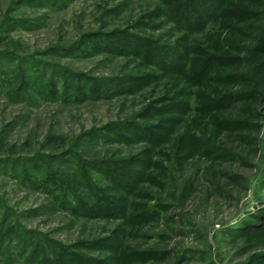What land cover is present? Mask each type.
I'll return each mask as SVG.
<instances>
[{
    "label": "rangeland",
    "instance_id": "374dc122",
    "mask_svg": "<svg viewBox=\"0 0 264 264\" xmlns=\"http://www.w3.org/2000/svg\"><path fill=\"white\" fill-rule=\"evenodd\" d=\"M51 1L0 0V77L30 74L21 94L9 87L18 76L0 81V235L13 226L22 246L39 243L54 264H264V4H253L247 25L204 18L187 33L164 0ZM238 27L250 54L226 42ZM148 41L193 70L214 50L251 56L246 96L230 112L219 108L217 67L190 82L177 66L136 53ZM50 76L61 96L43 88ZM92 81L104 85L103 96L63 94ZM37 158L68 181L83 159L81 173L125 215L119 207L110 216L58 208L48 190L21 182L25 161ZM114 163L135 171L129 191L103 174ZM1 238L0 264H26L12 230Z\"/></svg>",
    "mask_w": 264,
    "mask_h": 264
},
{
    "label": "trees",
    "instance_id": "16d2710c",
    "mask_svg": "<svg viewBox=\"0 0 264 264\" xmlns=\"http://www.w3.org/2000/svg\"><path fill=\"white\" fill-rule=\"evenodd\" d=\"M164 1H166L168 4V8H169L168 11L171 19L175 21L178 27L187 31V33H192L197 31L198 29H201L200 28L201 21L204 18L206 20L216 22L227 17V18H232L238 23L247 25L252 15L256 12L253 4H260V5L264 4V0H164ZM51 5L53 6L58 5V0L51 1ZM234 33L238 35L234 37L233 36ZM261 34H263V32H261ZM235 39L236 41L243 43V47L242 48L239 47L238 49L239 52L245 51V54L246 53L250 54V52L248 51V47L245 46L247 43L246 41L247 39H245L244 35L242 34L240 27L231 31L227 36L226 42L227 44L230 45L231 50H236L235 47H233L232 45V42H234ZM254 39L256 41L259 40L257 37H255ZM261 43L262 45H264V39L261 41ZM137 46H138L137 50H142V51L137 52L136 50V53L145 51L146 61L148 63L152 64L153 62H155L153 60L154 57L152 56H156L155 63L157 64V66L167 67L169 64L175 67L177 66L173 72L177 74L186 75L190 82L191 81L194 82L195 80L200 78L203 79L213 65L214 67H217L218 71L221 72V74H223L221 76L222 78L221 81L225 86L223 88V91L220 93L221 95L216 101L217 106L219 108L222 109L225 108L228 112H230L232 108L238 107V103L241 100H243L244 96H246L245 92H247L249 88V84L246 83V81H244L243 78L245 75L250 73V65L252 62V58L249 55L239 56L237 55V53H235V51L227 52L226 49H222V50L220 49L217 51L214 50L213 52L210 53V55L206 58V60L202 62L199 68L193 70V67L190 68L185 67L184 61L179 60L181 58L177 59V61H173L172 59L170 61L166 59L165 58L166 53L163 51L164 48H166L165 46H158L150 41L143 43L139 42L137 43ZM111 48H114L113 44L111 45ZM170 54H172L173 56L178 54L177 49L173 48ZM20 67L24 68L21 64ZM12 73L13 70L9 74L5 73L6 75L4 77L8 80V78L9 79L11 77L16 78L18 76L20 81L18 83L16 82L15 84L11 83L9 87H14L12 91L21 94L27 89V86L29 85L30 74L22 71L19 72L18 75ZM37 74H39L41 78L44 79L45 81L44 71H42L41 73L37 72ZM4 77H0V81H2ZM59 83L60 80L58 79L57 76L55 77L50 76L49 79L46 80L45 86L43 88L47 90V93L51 98H56L58 96H61L58 89ZM109 90H111L110 85H109ZM114 91H116V89ZM68 92H71L69 95H73V98L77 100L78 99L77 97L84 94L103 96L106 93V89L104 88V85H98L95 84L94 81H92V83L85 86L81 83H77V85H74L73 83L71 87L66 89V91H63V94L65 93L66 95H68ZM118 92L121 91L118 90ZM233 99H235L234 103H230L232 102ZM226 119L230 123L234 122V119L228 118L227 116ZM136 135L137 137L144 136L145 138V134L143 135L141 132H137ZM153 135L154 134L151 131V133L148 134L149 137L148 140H151ZM126 136L128 135H123L122 139L125 140L127 138ZM218 150H221V147H219ZM78 162L79 163L76 165V168L74 167L75 168L74 173L76 174L77 177V179H75L74 181L60 179L55 174L49 173L47 171L45 162L41 161L39 158L32 159V161L31 160L25 161V165H23L20 179L21 182H25V180L31 182L32 186L35 188H40L41 186L44 190H48V192L53 196L55 201H57L58 208L60 207L61 209L66 210L68 212L80 213L82 215H87V216H95L96 214H100L103 216H110L116 213L117 207H119V205L116 204L112 200V198H105L102 193H99L97 191L99 189L94 186L95 184L90 180V178L85 177L83 173H81V170L83 171L86 170L84 168V165H82L83 159L82 161L81 159L80 161L78 160ZM10 164H12L14 168H18V166L19 167L22 166L15 164L13 162L12 163L10 162L9 165ZM92 165L94 167L99 166L98 163L97 164L94 163ZM24 167H26V169H28V171L30 170V172L32 173L27 172V170ZM121 168L124 167H120L119 164L114 163V164H107L102 168V170L104 172L103 174L108 175L109 176L108 178L111 181L117 184L120 188L123 187L124 188V189L122 188L123 190L129 191L130 188L127 189V187L130 186V182L128 178H130L131 176L133 177L135 171H133V168L132 169H121ZM140 174L141 172L138 171V175ZM82 187H85L86 190L85 192L83 191L84 188ZM119 209L121 211H119L120 215L118 216L123 217L125 215L124 212H126V210L121 209L120 207ZM125 217H127L126 219L129 220V222H131L135 216L126 215ZM136 218H139V216H136ZM138 221H141V219H138ZM255 227L259 228L257 227V225H255ZM10 230H12V233L19 238L17 242V247L19 246L21 248L23 247L22 250L26 254V257L24 255L23 258H27L26 261H24L26 264H35L36 262L35 258L41 253L44 255V260H45L43 264H54V262L53 263L50 262L53 258H55L54 257L55 255L47 254V252L44 249H42L43 247L40 246L39 243L35 241H29V243H26L24 246H22V241L26 242L25 235L23 234L17 235L13 226H9L7 229L2 230L4 232L0 235V242L3 240L1 236L3 237L4 235L6 237V231H10ZM19 243H21V245ZM0 247H1V243H0ZM31 256L33 258H31ZM2 264H5V262H2ZM98 264H107V263L103 261H98Z\"/></svg>",
    "mask_w": 264,
    "mask_h": 264
},
{
    "label": "water",
    "instance_id": "95a60500",
    "mask_svg": "<svg viewBox=\"0 0 264 264\" xmlns=\"http://www.w3.org/2000/svg\"><path fill=\"white\" fill-rule=\"evenodd\" d=\"M262 204V203H261Z\"/></svg>",
    "mask_w": 264,
    "mask_h": 264
}]
</instances>
